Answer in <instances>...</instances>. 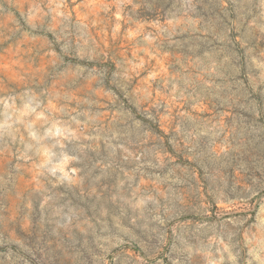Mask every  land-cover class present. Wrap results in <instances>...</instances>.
Listing matches in <instances>:
<instances>
[{"label": "rangeland", "instance_id": "rangeland-1", "mask_svg": "<svg viewBox=\"0 0 264 264\" xmlns=\"http://www.w3.org/2000/svg\"><path fill=\"white\" fill-rule=\"evenodd\" d=\"M0 264H264V0H0Z\"/></svg>", "mask_w": 264, "mask_h": 264}]
</instances>
